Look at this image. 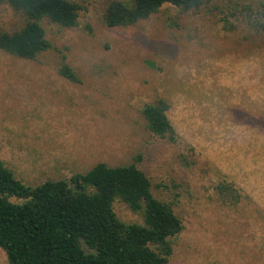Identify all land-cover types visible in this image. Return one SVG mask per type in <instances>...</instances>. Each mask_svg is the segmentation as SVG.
<instances>
[{
    "label": "rangeland",
    "instance_id": "rangeland-1",
    "mask_svg": "<svg viewBox=\"0 0 264 264\" xmlns=\"http://www.w3.org/2000/svg\"><path fill=\"white\" fill-rule=\"evenodd\" d=\"M72 1L83 6L77 26L42 21L52 49L36 59L0 49V159L36 185L142 153L154 194L184 225L169 264H264V33L246 10H264V0L188 12L166 4L119 27L104 20L111 0ZM24 21L0 4V30ZM64 62L80 82L60 74ZM159 99L175 141L146 127L142 109ZM221 182L240 198L219 193ZM114 207L144 222L126 203ZM0 264H10L1 248Z\"/></svg>",
    "mask_w": 264,
    "mask_h": 264
},
{
    "label": "trees",
    "instance_id": "trees-1",
    "mask_svg": "<svg viewBox=\"0 0 264 264\" xmlns=\"http://www.w3.org/2000/svg\"><path fill=\"white\" fill-rule=\"evenodd\" d=\"M209 0H111L104 13L109 27L131 26L148 19L164 5L196 11ZM24 16L13 32L0 30V49L36 59L52 49L44 19L66 28L78 25L83 6L72 0H0ZM249 23L264 33V17L247 8ZM226 20V19H225ZM73 82L80 79L69 63L59 68ZM165 99L142 109L146 127L169 141L176 140ZM143 154L123 165L99 162L69 177L26 184L0 159V248L10 264H169L184 225L174 203L157 197L153 182L139 166ZM217 190L238 200L230 182ZM120 200L141 214L143 223H128L117 214Z\"/></svg>",
    "mask_w": 264,
    "mask_h": 264
}]
</instances>
